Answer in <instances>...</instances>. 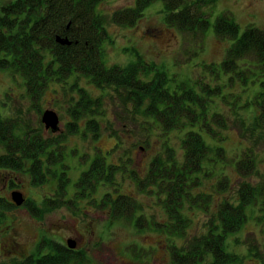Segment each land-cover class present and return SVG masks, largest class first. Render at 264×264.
Masks as SVG:
<instances>
[{
  "label": "trees",
  "instance_id": "obj_1",
  "mask_svg": "<svg viewBox=\"0 0 264 264\" xmlns=\"http://www.w3.org/2000/svg\"><path fill=\"white\" fill-rule=\"evenodd\" d=\"M103 1L0 0V69L10 71L13 77L20 75L22 81L19 84L36 105L49 87H54L56 92H70L72 116L66 124V132L47 136L42 120V126L33 127L21 116L9 115V110L8 115H3L0 110V182L17 187L14 179L6 181L3 171L26 173L36 185L47 182L50 176L58 177L57 198L46 197L41 202L26 198L23 205L31 215L41 217L42 206L56 208L67 202L77 205V199L82 198L90 197L95 205L102 201L101 206L111 210L112 222L123 220L140 228L163 232L170 242L169 264H243L245 256L260 259L264 264V242H261L262 248L258 243L251 244L246 253L236 247L235 250L228 249L229 239L235 246L241 241L239 233L248 223L249 206L257 207V220L261 221L264 234V172L258 170L262 161L257 159L260 154L246 142L248 137H244V132L241 142L244 147L240 153L232 156L226 147L227 130L231 126L229 112H234L242 123L251 124L247 128L252 131L261 129L264 139V90L253 100L256 108L250 112L249 122L244 112L232 105L229 95L221 100L216 96L222 90L219 85L222 72L230 76L232 85L236 80L248 84L255 68L264 75V28L249 24L241 33L231 14L219 15L214 22L217 38H228L233 42L220 63L206 65L217 81L178 80L155 62L146 60L137 50V59L127 65H106L103 43L110 37L106 27L109 19L97 10V5ZM153 1L136 0L132 6L117 8L111 19L120 25H135ZM214 1L163 0L166 24L179 29L184 36L203 42L211 23L203 6ZM59 35L71 43L59 42ZM82 76L87 78L86 84L102 93L93 94L94 89L80 83ZM107 88L118 92L125 109L128 110V104H131L134 119L140 114L146 123H154L160 128L163 152L152 158L143 178L135 169L129 168L130 158L129 163L126 158H121V163H111L101 152L97 153L76 182L75 194L67 199L70 179L66 171L68 166L64 163V144L68 135L82 129L80 121L85 122V135L88 131L94 137L99 135L101 121L105 120L103 96ZM215 105L220 110H212ZM114 135L120 137L117 133ZM173 136L181 140L183 158L180 161ZM120 147L121 143L117 142L114 150ZM218 165L221 170L213 179V190L222 198L217 211L211 213L214 192H205L203 184L205 177L210 179ZM231 169L239 174L236 185L231 178ZM123 172H130L139 191L148 195L156 192L157 202L163 205L166 214L163 220H155L153 213L141 212L146 206L127 193L117 190L118 194L113 196L105 192L100 201L92 196L99 184H114L118 181L117 174L123 177ZM201 176H204L203 180ZM232 189L234 193L230 192ZM16 207L19 206L0 188V223L9 219L8 213ZM195 207L209 217L203 223L202 232L187 240L186 228L191 222L187 212ZM132 246L128 247L130 251ZM144 250H137L140 251L137 254L132 250L131 253L138 256L132 259L142 258ZM81 251L67 249L62 242L44 236L31 261L33 264H86L89 257ZM44 252L48 253L42 257Z\"/></svg>",
  "mask_w": 264,
  "mask_h": 264
},
{
  "label": "rangeland",
  "instance_id": "obj_2",
  "mask_svg": "<svg viewBox=\"0 0 264 264\" xmlns=\"http://www.w3.org/2000/svg\"><path fill=\"white\" fill-rule=\"evenodd\" d=\"M135 1L104 0L97 5V10L109 19L108 23L106 22V27L110 37L103 43L106 65H127L137 59V50L146 60L155 62L170 76L175 75L178 80L193 82L199 78L215 83L217 79L209 72L206 65L209 62L220 63L227 48L233 42L228 38L224 40L217 38L214 29L216 18L223 13L231 14L238 22L241 33L249 24L264 28V0H215L213 3L204 5L203 10L211 23L203 42L199 38L194 40L193 37L191 39L188 35L184 36L179 29L166 24L163 0L153 1L146 8L143 18L135 25H120L112 21L115 9L132 6ZM220 75L219 85L222 90L216 96L221 100L225 95H229L232 105H237L249 122L251 120L250 112L256 108L253 100L258 92L264 90L262 84L264 75L255 68L248 84L236 80L234 85L231 84L229 75H225L223 72ZM85 79L87 80L82 76L80 83L88 86L89 89H94L92 90L93 94L102 93L100 89L86 84ZM21 81L20 75L13 77L10 71L0 69V110L2 114L8 115L9 110V115L21 116L33 127H38L41 125L42 113L46 109H54L60 117V128L52 132L51 129L41 126L47 136H57L66 132V124L72 120L70 114L71 93L65 94L63 90L56 92L54 87H49L44 91L39 105H36L31 102L26 89L19 84ZM106 92L103 96L105 120L101 121L102 127L99 135L94 137L91 131L85 135L83 130L85 122L80 121L82 129L78 133L68 135L64 144V163L68 166L66 171L70 179L67 184V199L75 194L76 182L82 172L90 167L97 153L101 152L107 162L111 163H121V158H126V162L129 163L130 158L129 168L135 169L136 173L143 178L152 158L163 150L160 139L162 136H159L158 132L160 128L154 123H146L140 114L134 119V113L130 109L132 108L131 104H128L130 106L127 110L126 106L121 103L118 92L112 88H107ZM219 108L217 105L211 107L214 111L220 110ZM229 119L231 126L227 130L226 147L231 155H237L244 147V144L241 143L244 132L246 134L244 137H248L246 142L252 144L260 154L257 159L264 162V139H262L261 129L256 132L247 128L251 124L242 123L234 112H229ZM42 124H44L43 121ZM244 128L246 129L244 130ZM114 133L120 137H116ZM172 141L178 149L177 157L180 161L183 158L182 150L180 151L181 140L173 136ZM117 142L121 143V147L114 150ZM262 162L258 164V170L264 172V163ZM220 170V165H218L209 176L210 179L208 177L204 179V176H201L202 180L204 179L203 190L207 193L214 192L211 202L213 204L210 207L211 213L217 211L220 198H222L213 190L215 185L213 179L220 175ZM3 173L6 175V181L12 178L17 183V187H9L8 182H0L3 194L11 200L12 192L15 190L21 191L25 198H32L37 202H41L46 197L57 198L55 194L58 189V177L50 176L47 182L36 185L26 173L16 171L8 173L3 171ZM230 174L234 185H236L240 179L239 174L232 169ZM122 176L117 174L118 181H115L114 184L102 182L92 196L100 201L105 192H110L113 196L118 194L117 190L119 193H127L140 201L142 206H146L140 210L141 212L149 215L153 213L155 220H163L166 214L163 205L157 202L156 192L148 195V193L139 191L130 172H126V174L123 172ZM206 180L209 181L206 182ZM230 192L234 193L235 191L232 189ZM59 194L62 195L60 191ZM89 198L77 199V205L76 202L75 204L67 202L56 208L42 206L44 211H42L41 217L31 215L24 205L12 209L8 213L9 219L0 223V258L4 252L3 247L7 245L16 242L25 251L33 252L42 238L47 236L65 244L69 237L78 239V249L86 252L89 257L86 264H169L170 242L169 238L166 240L167 237L163 232L156 229L140 228L141 226L129 224L123 220L112 222L110 208L101 206L102 201L99 202V205H95L91 203L93 199ZM59 199L62 200L63 197L59 196ZM193 209V211L190 209L187 212L191 218L190 226L186 228L187 240L202 232L203 223L209 217L205 211H199L196 207ZM248 214V223L239 233L241 238L239 245L235 246L229 239V250H235L236 247L238 251L246 253L247 248L253 243H258L261 248L263 247L261 242H264V234L260 227L262 223L257 220L259 214L257 207L249 206ZM146 217L150 219V216ZM130 245L137 248L135 249L133 246L130 248L133 253L137 254L140 252L137 250L145 249L143 251L145 255L139 259H132L138 256L133 255L128 249ZM146 255L147 257H145ZM243 264H262V262L260 259L245 256Z\"/></svg>",
  "mask_w": 264,
  "mask_h": 264
},
{
  "label": "flooded vegetation",
  "instance_id": "obj_3",
  "mask_svg": "<svg viewBox=\"0 0 264 264\" xmlns=\"http://www.w3.org/2000/svg\"><path fill=\"white\" fill-rule=\"evenodd\" d=\"M81 234V233H80ZM71 237L67 238L70 239ZM77 242V247L75 249H71L68 247L67 243H63L67 249H71L74 251H81L78 249L79 246V240L76 238H73ZM67 242V241H66ZM4 248V252L2 253V259L3 261H0V264H33L31 259L32 255L34 254V251H25L24 248H22L19 243H12L10 245H7ZM37 248V246H36ZM82 252V251H81ZM48 252H44L42 257L45 256ZM83 253V252H82ZM37 258H40L41 256H36ZM37 264V263H34Z\"/></svg>",
  "mask_w": 264,
  "mask_h": 264
},
{
  "label": "water",
  "instance_id": "obj_4",
  "mask_svg": "<svg viewBox=\"0 0 264 264\" xmlns=\"http://www.w3.org/2000/svg\"><path fill=\"white\" fill-rule=\"evenodd\" d=\"M57 40L61 43H71L68 38H62L60 35L57 36ZM42 121L47 129L56 131L60 128V117L54 109H46L42 114ZM12 200L17 205H22L26 201V198L21 191L15 190L12 192ZM67 244L68 247L72 249L76 248L77 246L76 240L72 238L67 240Z\"/></svg>",
  "mask_w": 264,
  "mask_h": 264
},
{
  "label": "bare ground",
  "instance_id": "obj_5",
  "mask_svg": "<svg viewBox=\"0 0 264 264\" xmlns=\"http://www.w3.org/2000/svg\"><path fill=\"white\" fill-rule=\"evenodd\" d=\"M13 201V200H12ZM14 202V201H13ZM15 203V202H14ZM25 203V202H24ZM16 204V203H15ZM17 205V204H16ZM23 205V204H22ZM17 206H20V205H17Z\"/></svg>",
  "mask_w": 264,
  "mask_h": 264
}]
</instances>
